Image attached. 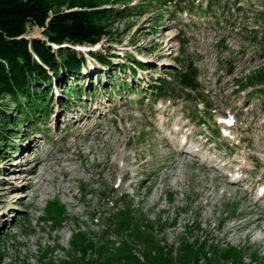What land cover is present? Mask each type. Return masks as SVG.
Listing matches in <instances>:
<instances>
[{"label":"rangeland","instance_id":"1","mask_svg":"<svg viewBox=\"0 0 264 264\" xmlns=\"http://www.w3.org/2000/svg\"><path fill=\"white\" fill-rule=\"evenodd\" d=\"M70 1L47 0L48 15ZM87 1L106 33L57 45L88 48L81 71L33 110L0 93V264H63L86 240L113 244L87 264H157L156 247L175 256L185 239L202 264H264V0ZM122 240L138 257L114 252Z\"/></svg>","mask_w":264,"mask_h":264},{"label":"trees","instance_id":"2","mask_svg":"<svg viewBox=\"0 0 264 264\" xmlns=\"http://www.w3.org/2000/svg\"><path fill=\"white\" fill-rule=\"evenodd\" d=\"M46 3L47 0H0V93L13 94L17 99L18 93L25 94L23 96L24 101L19 99L17 104L19 107H24L27 110L41 107V103L43 104L41 101L42 93L44 96H48L52 79L60 81L63 73L80 71L78 68H80L84 58L77 52L78 50L62 46L54 49L53 45L68 41L94 44L106 33L104 23L102 22L104 11L90 9L96 6L94 3L81 0L80 3L75 4L71 0L69 2V9L71 10H57L51 16L47 13L49 7H47ZM47 18H49L48 21H46ZM28 22L37 23L40 27L44 28L42 30L44 38L25 37V33L29 27ZM33 53L38 59H35ZM99 60L101 62H108L107 64L110 63L103 57ZM49 71L52 73L50 74ZM31 83L37 86V92L32 95L28 87ZM0 109L2 110L1 107ZM5 127L7 125H3L0 129V139L3 138L5 132H9V129L6 130ZM22 136L24 138L26 134ZM57 222L60 223V221ZM128 227H130V224L126 223L124 230ZM135 228H138V225H135ZM131 231L132 229L130 228L127 232L130 234ZM81 235V233H78L76 237ZM130 235L133 238L140 239L137 234L132 233ZM150 238L154 242L155 239L152 235H150ZM188 243L185 239L179 253L175 256L170 251H164L163 247H156L155 257L157 258V264H202L198 262V255L205 253L203 246L200 244L190 245ZM112 246L113 244L109 242L107 244L97 243L93 245L91 241L86 240L83 244L75 247L80 256L64 259L63 264H83L80 262V258L86 261L84 264L93 262L105 250L110 251ZM96 247H98L97 250ZM118 249L138 257L133 253L132 248L125 240H122L121 246L114 250L116 254H119ZM42 251V256H45L49 251V247H44ZM227 254L233 257L237 253L235 249H232ZM147 257L144 251L145 261ZM45 263L50 264L49 261ZM106 263L112 264L109 259ZM203 264L218 263L211 260V258H207Z\"/></svg>","mask_w":264,"mask_h":264},{"label":"bare ground","instance_id":"3","mask_svg":"<svg viewBox=\"0 0 264 264\" xmlns=\"http://www.w3.org/2000/svg\"><path fill=\"white\" fill-rule=\"evenodd\" d=\"M174 37V36H173ZM34 55V57H35V59H38L37 58V56L35 55V54H33ZM116 57H118L117 55H116ZM85 61V60H84ZM98 61H99V63H100V60L98 59ZM84 64H85V62H83V63H81V65H80V71H81V68L84 66ZM129 64V63H128ZM110 65H112V68L114 67L115 68V66H114V64L112 63V61H111V63L108 65V66H110ZM130 65L132 66L131 68H132V70L135 72L136 71V74H132L131 72H130V74H131V77H132V79L133 80H136L137 82H138V84H139V86L141 85V84H143L144 83V77H141V75H140V73H143V72H145V70L143 69L142 70V65H144V64H142V63H140V65L139 64H135V63H130ZM139 65V66H138ZM121 67H124V66H121ZM113 68V69H114ZM117 68L118 69H120V67H119V65L117 66ZM49 70V69H48ZM79 71V72H80ZM49 73L51 74L52 72L51 71H49ZM125 79H128V77H125ZM55 85V84H54ZM94 98H90V103L92 104V100H93ZM67 107V104H64V103H61V107H60V105H59V103L57 102L56 104H54L53 105V109H54V107H55V110L56 109H61V108H63V107ZM81 110L83 109L82 107L80 108ZM96 109V110H95ZM92 111H96V112H103V109H101L100 107H98V106H95L94 107V109L92 110ZM101 114V113H100ZM86 117L88 116V114L87 115H85ZM85 117V118H86ZM54 119H56V117H54ZM81 119V118H80ZM20 142H22V141H20ZM186 142V141H185ZM184 142V143H185ZM27 148V147H26ZM26 148H23L22 150H21V152H23V151H26V152H28V151H31L29 148L26 150ZM20 152V153H21ZM25 152V153H26ZM196 160H198V159H196ZM199 161V160H198ZM23 174V173H22ZM21 178V177H20ZM229 180H237V178L236 177H234V179L233 178H231V179H229ZM13 181V180H12ZM11 181V182H12ZM15 181V180H14ZM13 181V182H14ZM12 184V183H11ZM15 184V183H14ZM40 192V191H39ZM260 198V197H259ZM259 198H258V200H259ZM264 209V208H263ZM1 219V218H0ZM260 219H262V218H259V217H256L255 218V221H257V220H260ZM260 243L261 244H263V242L262 241H260Z\"/></svg>","mask_w":264,"mask_h":264}]
</instances>
